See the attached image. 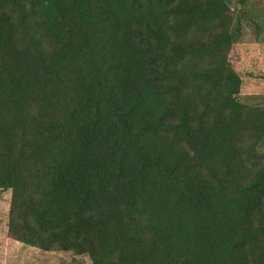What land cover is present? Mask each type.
I'll return each instance as SVG.
<instances>
[{
    "label": "trees",
    "instance_id": "1",
    "mask_svg": "<svg viewBox=\"0 0 264 264\" xmlns=\"http://www.w3.org/2000/svg\"><path fill=\"white\" fill-rule=\"evenodd\" d=\"M248 2L0 0L8 237L91 264H264Z\"/></svg>",
    "mask_w": 264,
    "mask_h": 264
},
{
    "label": "rangeland",
    "instance_id": "2",
    "mask_svg": "<svg viewBox=\"0 0 264 264\" xmlns=\"http://www.w3.org/2000/svg\"><path fill=\"white\" fill-rule=\"evenodd\" d=\"M249 9L258 19L264 0H249ZM260 21V20H259ZM258 33L248 27L237 44L241 62L239 69L250 79L245 81L243 95L246 98L264 100V23H258ZM10 192L0 191V264H91L86 256H77L72 252H44L12 240L7 235V220Z\"/></svg>",
    "mask_w": 264,
    "mask_h": 264
}]
</instances>
